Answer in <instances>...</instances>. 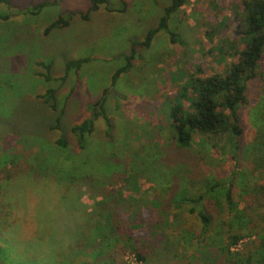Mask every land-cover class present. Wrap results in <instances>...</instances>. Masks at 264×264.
Wrapping results in <instances>:
<instances>
[{"label": "rangeland", "instance_id": "374dc122", "mask_svg": "<svg viewBox=\"0 0 264 264\" xmlns=\"http://www.w3.org/2000/svg\"><path fill=\"white\" fill-rule=\"evenodd\" d=\"M42 1L0 4V14L11 15L0 21V247L9 264H142L138 254L143 264H226L212 248V230L203 236L198 209L177 208L175 199L188 194L195 201L208 188L205 178L226 182L234 163L244 162L232 159L224 140L212 148L219 143L214 137L204 145L195 136L191 151L179 150L172 112L180 105L190 110L192 83L237 61L245 0H188L170 20L176 44L159 33L115 85L121 58L159 25L170 1L109 0L110 8L126 11L102 7L89 21L80 13L90 0H49L55 5L31 16ZM71 14L68 28L45 37L52 21ZM81 58L93 60L64 84L40 76L46 72L38 63L53 62L51 74L60 79L67 63ZM260 70L262 79L250 83L248 106L239 111L242 149H253L264 130V58ZM49 89L58 90L59 111L67 102L59 130H53L59 112L41 98ZM105 90L113 129L107 137L104 119L96 120L80 151L72 128L95 119L92 108ZM59 139L67 148L56 145ZM222 193L202 202L217 232L224 231L222 211L225 221L232 219ZM240 194L237 213L251 203ZM253 213L255 223L264 219Z\"/></svg>", "mask_w": 264, "mask_h": 264}, {"label": "trees", "instance_id": "16d2710c", "mask_svg": "<svg viewBox=\"0 0 264 264\" xmlns=\"http://www.w3.org/2000/svg\"><path fill=\"white\" fill-rule=\"evenodd\" d=\"M169 1L170 5L166 7L165 14L161 18L159 25L151 29L143 41H135L132 44L130 54L121 58L124 61V65L113 74V85H115L124 74H128L132 70L133 63L139 56V50L150 49L155 37L159 33L165 32L171 42L176 44V34L170 28V20L175 13L186 5L188 0ZM243 3L246 17L242 22L243 24H241V26H243V28L240 29V45L242 48L236 51L237 61L229 64L224 72H218L196 83H192V90L189 91V101L191 103L190 110L185 111L180 105L172 112L175 122L174 125L176 126L175 130L179 137V150L191 151L193 137L195 136H202L204 140L202 144L204 145H207L210 142V138L214 137L219 143H213L212 148H214L216 144H223L221 141L224 140L227 145V151H233L232 159H239L244 162L243 166H241L242 163H234V167L230 171L231 175L226 182L215 178H205V181H203L201 185H206L208 188H204L203 191H200L195 201L188 198V194H180V196L177 197L178 199L181 198V202H179L177 198L175 200L178 202L177 208L191 204L193 206L190 210L192 214L198 209L199 220L202 227L205 228V235L203 233V236L205 237L207 235L206 228L212 230L214 236L212 248L217 249L224 255L226 264H264V219L262 218L258 223H255L252 216L253 212L264 213V130L257 134L259 138L256 140V145H252L253 149H242L244 144L242 139L240 144V138L244 130L239 113L242 107L246 108V106H248L250 83L258 79L261 80L263 77L260 69L261 62L264 58V0H245ZM0 4L10 5L11 0H0ZM52 5H55V2L53 3L49 0L35 3L30 11V15L38 16L45 8ZM109 5V0H90L89 9L86 13H80V18L83 21H89L91 15L100 11L102 7H105L106 11L111 13H124L126 11L125 6L124 9L116 10L110 8ZM10 18V14H0V21L6 22L9 21ZM72 18V14L69 18H65L61 15L57 17L45 28V37H49L55 30L68 28ZM92 60L93 58H81L68 62L65 75L60 79H54L51 74L53 62L38 63L40 68L44 69L46 72L40 74V76H43L47 82L61 81V83L64 84L72 71L79 73L81 69ZM183 90L188 92L187 88ZM57 92V89H49L45 95L41 96L46 105H49L54 112H59L53 130L60 129L67 103H65L60 111L58 110L56 104ZM107 94L108 90H105L104 97L99 102L95 103V107L92 108L93 112L96 114L95 119L85 121L72 128V135L79 142L78 147L80 151H84L85 149L83 144L85 137L91 136L94 133V124L96 120L100 118L104 119L107 127V137H109L113 129L112 121L106 110L108 101L106 97ZM69 95L71 96L72 92H70ZM180 95L181 97L178 99L185 98L183 91ZM67 144L68 142L64 139H59L56 142L57 146L63 148H67ZM225 150L224 148V152L226 153ZM9 161H11L10 157L5 158L1 167H5ZM4 167L2 169H4ZM239 189L242 197L246 194L250 195L251 203L246 207L245 211L243 209L239 210V213H237L236 208H238V204L235 202V192ZM220 191H223V200L227 204V208L223 207L227 209L225 213L227 212L228 216L234 219H229V222L225 221L224 212L222 211L221 216H223L222 224L224 231L217 232L212 224L215 219L212 215L206 213L202 202L205 201L206 197L207 201L210 200L211 197L216 198L217 193ZM189 233H192V231ZM246 239L252 241L246 242L242 251L234 252L233 249ZM1 240L0 238V241ZM3 249L4 247L1 246L0 264H9V258L5 255ZM138 260L143 264L144 258L141 254H138Z\"/></svg>", "mask_w": 264, "mask_h": 264}, {"label": "built area", "instance_id": "2783aa9c", "mask_svg": "<svg viewBox=\"0 0 264 264\" xmlns=\"http://www.w3.org/2000/svg\"><path fill=\"white\" fill-rule=\"evenodd\" d=\"M135 264V263H134ZM138 264V263H137Z\"/></svg>", "mask_w": 264, "mask_h": 264}]
</instances>
